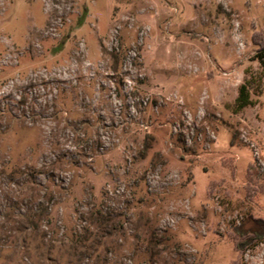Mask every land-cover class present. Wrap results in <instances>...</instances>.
I'll return each mask as SVG.
<instances>
[{"label":"rangeland","instance_id":"rangeland-1","mask_svg":"<svg viewBox=\"0 0 264 264\" xmlns=\"http://www.w3.org/2000/svg\"><path fill=\"white\" fill-rule=\"evenodd\" d=\"M259 48L264 0H0V264H264Z\"/></svg>","mask_w":264,"mask_h":264},{"label":"trees","instance_id":"trees-1","mask_svg":"<svg viewBox=\"0 0 264 264\" xmlns=\"http://www.w3.org/2000/svg\"><path fill=\"white\" fill-rule=\"evenodd\" d=\"M257 54V59L260 62V64L262 66H264V52L262 48H259L256 52ZM238 100H239V107L243 108L244 106L249 104L248 101V90H247V86L245 84H242L239 88V96H238ZM28 180H24L23 184H27ZM30 190H32V188H29ZM46 193H43L42 198H45ZM19 217L22 219V223L25 224V226L22 225V223L19 225V229L17 228V232L19 234L24 233V231L27 230H35L37 228L36 223L40 222V220H46V226L50 225L49 222V212L47 208H43V206L41 205L39 207V205L35 208H26L24 211H21L18 213ZM253 236L255 237H259L258 234H253ZM260 236H263L260 235ZM25 240V238H23Z\"/></svg>","mask_w":264,"mask_h":264}]
</instances>
